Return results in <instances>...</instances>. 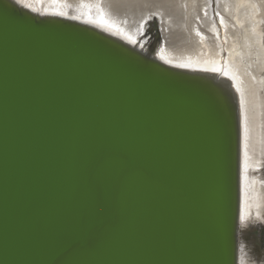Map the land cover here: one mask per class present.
Returning <instances> with one entry per match:
<instances>
[{
  "label": "water",
  "instance_id": "95a60500",
  "mask_svg": "<svg viewBox=\"0 0 264 264\" xmlns=\"http://www.w3.org/2000/svg\"><path fill=\"white\" fill-rule=\"evenodd\" d=\"M85 24L0 0V264H232L230 98Z\"/></svg>",
  "mask_w": 264,
  "mask_h": 264
},
{
  "label": "bare ground",
  "instance_id": "6f19581e",
  "mask_svg": "<svg viewBox=\"0 0 264 264\" xmlns=\"http://www.w3.org/2000/svg\"><path fill=\"white\" fill-rule=\"evenodd\" d=\"M10 1L92 25L119 46L149 52L153 64L202 77L227 94L235 119L232 264H264L245 237L246 226L264 224V0ZM152 19L161 36L153 50L143 35Z\"/></svg>",
  "mask_w": 264,
  "mask_h": 264
},
{
  "label": "rangeland",
  "instance_id": "374dc122",
  "mask_svg": "<svg viewBox=\"0 0 264 264\" xmlns=\"http://www.w3.org/2000/svg\"><path fill=\"white\" fill-rule=\"evenodd\" d=\"M159 30H160V26H159L157 19H152L146 24V29H145L143 35L145 34V38L147 40V43L149 44V47H151L152 50H153V48L155 49V47L157 46V44L159 43V41L161 39V36L159 35ZM159 36H160V38H159ZM260 227L262 229L260 230V232L257 235V242H258L257 245H256V241L253 240V242L256 245L258 253L264 258V225H261ZM245 229H246L245 231H247L245 233V237H247L246 235H247L248 231H250V229H252L254 231V230H257L258 227L255 229L252 226H246ZM249 240H250V238H249Z\"/></svg>",
  "mask_w": 264,
  "mask_h": 264
},
{
  "label": "flooded vegetation",
  "instance_id": "af4514ba",
  "mask_svg": "<svg viewBox=\"0 0 264 264\" xmlns=\"http://www.w3.org/2000/svg\"><path fill=\"white\" fill-rule=\"evenodd\" d=\"M264 225V224H263ZM262 228L259 226L258 227V229L257 230H252V229H250V231H248V233H247V237L248 238H250V240H254V241H256V245H257V235H258V233L260 232V230H261ZM247 232V231H246Z\"/></svg>",
  "mask_w": 264,
  "mask_h": 264
}]
</instances>
